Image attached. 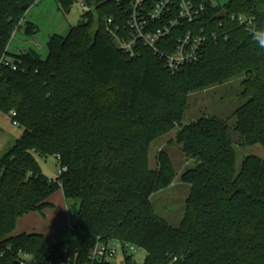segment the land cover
<instances>
[{
    "label": "trees",
    "instance_id": "trees-1",
    "mask_svg": "<svg viewBox=\"0 0 264 264\" xmlns=\"http://www.w3.org/2000/svg\"><path fill=\"white\" fill-rule=\"evenodd\" d=\"M56 1L68 11L77 0ZM86 3L82 21L66 36L54 34L42 58L8 50L34 0H0V110L24 127L0 157V264H19L21 250L41 264L66 256L84 264L98 238L141 247L142 264H264V157L248 156L237 171L226 122L181 124L191 93L245 74L248 101L235 113L234 130L264 147V0L225 5L230 15L253 13L252 30L216 19V11L208 15L218 38L202 60L177 72L149 48L135 58L118 48L107 22L125 23L115 0ZM34 29L29 23L27 32ZM176 126V144L196 162L182 173L191 191L178 227L151 200L174 182L172 159L161 150L158 167L149 163L151 144ZM37 154L56 155L65 170L50 179ZM60 189L78 205L64 239L50 244L43 233L14 234L20 217L54 207L50 199ZM124 264L139 263L126 256Z\"/></svg>",
    "mask_w": 264,
    "mask_h": 264
},
{
    "label": "rangeland",
    "instance_id": "rangeland-1",
    "mask_svg": "<svg viewBox=\"0 0 264 264\" xmlns=\"http://www.w3.org/2000/svg\"><path fill=\"white\" fill-rule=\"evenodd\" d=\"M78 1L81 2V0ZM88 10L89 8L87 7L74 4L67 11L56 0H34V4L27 10L25 18L21 22V27L17 28L13 33L8 46L9 52L34 51L42 58H47L50 38L54 34L66 36L71 27L78 25L82 21L83 14ZM29 23L35 26L33 33L27 32ZM245 78V74L240 75L224 83L191 93L189 95L188 108L181 123L182 125H187L204 117H213L226 122L234 141L237 171L242 169L243 162L248 156L264 157V147L261 144L248 145L243 137L234 130L237 123L235 113L237 109L248 101V98L243 96L245 90L243 81ZM179 128L180 126H176L170 132L156 139L151 144L149 151V163L152 169L158 167V155L161 150L166 151L170 155L176 169L174 182L160 189L151 198L156 213L174 227H178L184 218L186 200L191 191V185L182 180V173L196 165L195 160L192 158L188 159L182 147L175 142ZM23 131L24 127L15 123L10 114L0 110V157L14 146ZM37 159L44 175L50 179H56L59 176L61 166L56 155L42 156L37 154ZM52 197L57 208L31 215L35 216L38 222L42 224L54 220L66 228L67 232L48 236L50 244L64 239L65 233L69 231V222L75 224L78 219V205L75 199L67 200L61 189L54 193ZM62 202L66 213H60ZM47 227L53 230L51 224H48ZM146 255V251L140 249L134 253L133 259L137 263L142 264ZM125 261L126 256L123 253H119L111 260V263L124 264Z\"/></svg>",
    "mask_w": 264,
    "mask_h": 264
},
{
    "label": "built area",
    "instance_id": "built-area-1",
    "mask_svg": "<svg viewBox=\"0 0 264 264\" xmlns=\"http://www.w3.org/2000/svg\"><path fill=\"white\" fill-rule=\"evenodd\" d=\"M115 2L125 11V23L122 26H112L113 19L107 20L108 30L118 48L130 58L138 57L143 48H149L169 71L177 72L202 60L209 40L218 38L217 32L212 30L206 19L215 11L216 15L223 10L228 12L225 5L229 0ZM74 4L87 7L86 0H77ZM229 17L247 30L254 28L256 18L251 12L243 11L232 15L228 12L226 18ZM64 170L65 168H61L59 174ZM73 229V223L69 222V231ZM140 249L142 248L135 244L116 238H98L84 264H102L111 261L119 253L133 256ZM18 260L19 264H41L32 254L22 250L18 253ZM174 261H177L176 257ZM60 264H75V261L71 256H66Z\"/></svg>",
    "mask_w": 264,
    "mask_h": 264
},
{
    "label": "crops",
    "instance_id": "crops-1",
    "mask_svg": "<svg viewBox=\"0 0 264 264\" xmlns=\"http://www.w3.org/2000/svg\"><path fill=\"white\" fill-rule=\"evenodd\" d=\"M24 51H22V52H24ZM50 200H51V202H53V197H51ZM55 208H57L56 203H54V207L47 208L46 210L55 209ZM36 213H38V212H32V213H29V214H26V215L20 217L18 219V222L16 225V230L14 231V234H19V233H23V232H27V233L39 232V233H43L46 236H50V235H54V234H57L60 232H67L66 228H64V226L62 224H60L59 222L57 223L54 220H50L46 224H42V223L38 222V220L35 218V216H31V215H35ZM60 213H66L63 202L61 203V206H60ZM27 217H30V218H27ZM55 220H57V219H55ZM48 224L52 225L53 230L48 229V227H47ZM29 228H31V229H29ZM18 229H19V231H18ZM51 231H52V233H51ZM65 234H67V233H65Z\"/></svg>",
    "mask_w": 264,
    "mask_h": 264
},
{
    "label": "water",
    "instance_id": "water-1",
    "mask_svg": "<svg viewBox=\"0 0 264 264\" xmlns=\"http://www.w3.org/2000/svg\"><path fill=\"white\" fill-rule=\"evenodd\" d=\"M25 9H27V5L24 6ZM228 16V12L226 10H223L222 12H220L219 14H217L215 16L216 19H222V18H226Z\"/></svg>",
    "mask_w": 264,
    "mask_h": 264
}]
</instances>
